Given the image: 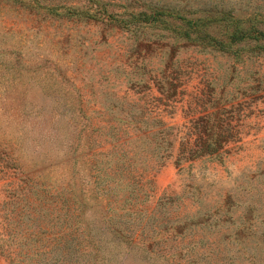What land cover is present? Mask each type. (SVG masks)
Segmentation results:
<instances>
[{
    "label": "rangeland",
    "instance_id": "rangeland-1",
    "mask_svg": "<svg viewBox=\"0 0 264 264\" xmlns=\"http://www.w3.org/2000/svg\"><path fill=\"white\" fill-rule=\"evenodd\" d=\"M236 25L264 0H0V264H264Z\"/></svg>",
    "mask_w": 264,
    "mask_h": 264
},
{
    "label": "trees",
    "instance_id": "trees-1",
    "mask_svg": "<svg viewBox=\"0 0 264 264\" xmlns=\"http://www.w3.org/2000/svg\"><path fill=\"white\" fill-rule=\"evenodd\" d=\"M229 37L231 41H240L242 39H264V29L255 28L253 26L240 28L236 25Z\"/></svg>",
    "mask_w": 264,
    "mask_h": 264
}]
</instances>
